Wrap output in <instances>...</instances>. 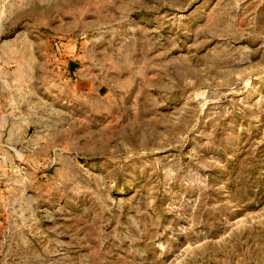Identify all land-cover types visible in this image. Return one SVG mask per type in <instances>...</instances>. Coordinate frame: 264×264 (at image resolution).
Returning a JSON list of instances; mask_svg holds the SVG:
<instances>
[{"label":"rangeland","instance_id":"rangeland-1","mask_svg":"<svg viewBox=\"0 0 264 264\" xmlns=\"http://www.w3.org/2000/svg\"><path fill=\"white\" fill-rule=\"evenodd\" d=\"M0 264H264V0H0Z\"/></svg>","mask_w":264,"mask_h":264}]
</instances>
